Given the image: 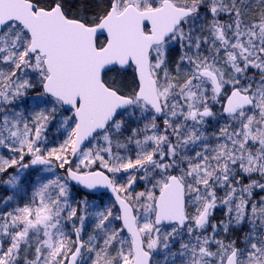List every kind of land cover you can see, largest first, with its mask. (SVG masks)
Segmentation results:
<instances>
[{"label":"snow or ice","instance_id":"1","mask_svg":"<svg viewBox=\"0 0 264 264\" xmlns=\"http://www.w3.org/2000/svg\"><path fill=\"white\" fill-rule=\"evenodd\" d=\"M0 264H264V0H0Z\"/></svg>","mask_w":264,"mask_h":264}]
</instances>
